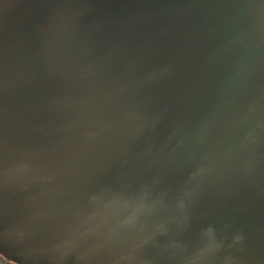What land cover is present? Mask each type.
Here are the masks:
<instances>
[{"label": "water", "instance_id": "obj_1", "mask_svg": "<svg viewBox=\"0 0 264 264\" xmlns=\"http://www.w3.org/2000/svg\"><path fill=\"white\" fill-rule=\"evenodd\" d=\"M0 253L264 264V0H0Z\"/></svg>", "mask_w": 264, "mask_h": 264}, {"label": "trees", "instance_id": "obj_2", "mask_svg": "<svg viewBox=\"0 0 264 264\" xmlns=\"http://www.w3.org/2000/svg\"><path fill=\"white\" fill-rule=\"evenodd\" d=\"M0 257H2V259H3L2 263H0V264H19L18 262H15L13 260L6 258L1 253H0Z\"/></svg>", "mask_w": 264, "mask_h": 264}, {"label": "rangeland", "instance_id": "obj_3", "mask_svg": "<svg viewBox=\"0 0 264 264\" xmlns=\"http://www.w3.org/2000/svg\"><path fill=\"white\" fill-rule=\"evenodd\" d=\"M2 261H3V259H2V257H0V263H2Z\"/></svg>", "mask_w": 264, "mask_h": 264}]
</instances>
